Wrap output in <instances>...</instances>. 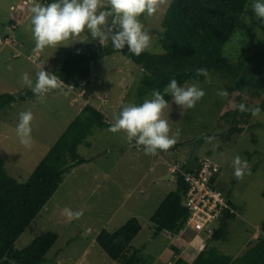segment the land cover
Here are the masks:
<instances>
[{
    "label": "rangeland",
    "instance_id": "rangeland-1",
    "mask_svg": "<svg viewBox=\"0 0 264 264\" xmlns=\"http://www.w3.org/2000/svg\"><path fill=\"white\" fill-rule=\"evenodd\" d=\"M38 2L48 4L45 0ZM170 2L166 0L152 16L140 17L151 36L148 50L153 53L163 52L157 38ZM105 4L107 7V0ZM29 7V0H0V36L14 38L12 44H0V93L22 95L19 101L0 110V155L5 159L7 172L20 182L27 181L87 102L100 109L110 119V125L89 135L86 139L89 146H79L76 155L90 161L66 172L58 190L16 241L15 248L23 249L38 234L53 231L58 234V240L40 264H110L112 261L97 243L96 236L103 229L114 231L131 217H137L142 228L133 239L131 250L141 252L142 258L150 261L148 264H157L156 261L168 255L173 240L167 232L156 233L150 217L176 187L175 175L173 179L160 178L165 171H172L171 163L184 162L193 154L199 158L211 157L220 165L219 187L224 193L230 190V198L239 209L237 218L227 221L228 238L212 240L209 245L237 257L251 246L250 242L255 244L264 233V111L253 117L250 112H240L237 106L243 103L259 107L261 93L247 85L231 90L230 82L215 72H210L203 82L189 79L183 86L195 83L206 95L194 108L184 110L171 98L168 108L163 110V117L171 128L169 135L179 146L146 155L143 146L131 145L135 140L126 141L123 131H109L114 114L118 115L123 105L142 104L145 99H152L153 92V89L140 92L143 67L120 52L100 60L87 84L70 90L68 95L63 94L67 88L55 90L46 94L45 102L41 103L22 85L24 73L35 82L38 65L50 73L65 60L69 51L79 52L93 41L86 30L76 38L83 42L69 39L68 46L38 49ZM11 20L17 22L16 27L11 28ZM255 31L261 40L263 32L258 27ZM240 36L241 30H237L226 43L225 52L226 48L231 53L241 52ZM109 42L105 41L104 45ZM98 44L101 45L99 41ZM218 92L227 95L221 96ZM28 110L34 116L30 148L24 147L15 133L19 113ZM232 128L235 131L231 140L223 143L219 136ZM177 129L179 135H176ZM206 135L212 138L210 142ZM219 146L223 150L219 151ZM236 155L256 169L235 181L232 160ZM64 208L83 210V215L69 221L62 214Z\"/></svg>",
    "mask_w": 264,
    "mask_h": 264
},
{
    "label": "trees",
    "instance_id": "trees-1",
    "mask_svg": "<svg viewBox=\"0 0 264 264\" xmlns=\"http://www.w3.org/2000/svg\"><path fill=\"white\" fill-rule=\"evenodd\" d=\"M45 2L52 3L55 0ZM255 2L256 0H171L162 19L161 34L157 38L162 53L146 49L140 56H135L129 53L127 46L123 50H115L111 41L106 45H99L97 40H93L79 52L69 51L65 60L51 69L50 74L57 75L65 84L81 87L85 82L87 84L92 75L91 62L95 67L106 56L120 52L143 67L140 92L159 89L163 94L164 88L172 79H176L180 86L189 79L203 82L206 77L197 76L195 70L207 69L208 74L215 72L230 82L231 90H238L246 85L254 87L261 93L259 108L264 111V20L254 14L252 5ZM16 23L11 20L9 25L13 28ZM255 27L263 32L261 40ZM237 30H241L238 38L239 43L242 42L241 52L231 53L227 48L225 52L226 43ZM21 96L9 92L0 93V110L19 101ZM171 98L170 94L165 95L167 101ZM109 125L110 119L94 104L87 102L25 182L18 181L7 172L5 159L0 155V264H40L45 260L46 254L58 240L56 232H42L20 250L15 248V243L58 190L66 172L76 165L90 161L76 155L79 146H89L87 137ZM233 130L235 131L232 128L222 132L220 140L223 143L230 141ZM200 145L201 143L198 144ZM178 146L176 143L172 147ZM218 149L223 150V146ZM200 162L201 158L193 154L184 162L171 163L179 165L180 170L173 173L176 176L175 189L168 193L150 217L156 233L163 231L180 234L188 218V210L183 201L189 184L185 181L184 172L198 169ZM255 169V166L250 168L251 171ZM214 180L213 176L211 181ZM220 184L219 182L215 188L221 190ZM224 195L228 203L239 212L230 198V190ZM262 196L264 197V188ZM237 216L235 213H226L211 233L205 232L206 246L194 257V248L190 250L177 244L173 247L174 252L168 253L171 256L162 258V264H264V233L255 244L250 242L251 246L237 257L221 253L216 247L209 245L212 240L228 238L227 221L236 219ZM141 228L139 219L131 217L114 231L103 229L98 233L97 243L111 259L110 264L150 262L148 258H142L138 250H131V243ZM262 230L264 232V221ZM183 236L191 239L192 233H185ZM186 242L189 243L190 240Z\"/></svg>",
    "mask_w": 264,
    "mask_h": 264
},
{
    "label": "clouds",
    "instance_id": "clouds-1",
    "mask_svg": "<svg viewBox=\"0 0 264 264\" xmlns=\"http://www.w3.org/2000/svg\"><path fill=\"white\" fill-rule=\"evenodd\" d=\"M165 2L166 0H107L106 7L105 0H55L48 4H42L38 0H29L30 22L36 47L44 49L61 45L68 46L66 42L69 39H73L74 42H83L85 40L76 38L87 30L91 38L98 40L101 45L110 40L115 50H123L127 46L129 53L140 56L151 43V36L144 29L140 17L142 15L152 16ZM252 9L257 17L264 20V2L256 0ZM195 74L207 78L208 71L207 69H196ZM35 75L36 79L33 82L29 74L24 73L20 82L23 86H27L41 103L45 102L46 94L52 91L67 88L68 91H64L63 94L68 95L70 90L77 88L74 84H65L57 75L46 72L44 67L39 65ZM169 94L172 101L182 110L194 108L197 102L206 95L205 91L195 83L180 86L176 79H172L164 88L163 94L156 89L152 92V99H145L142 104L123 105L119 114H114V123L109 131L113 133L123 131L126 141L131 143L135 140L137 146H143L146 155H156L158 151L169 150L176 143V139L169 135L171 131L169 122L163 117V110L169 106L165 95ZM218 95L223 96L227 93L218 92ZM237 107L240 112H250L253 117L258 116L261 111L259 107H249L243 103ZM33 118L30 110L20 112L19 122L15 129L20 143L26 148H30L33 142L31 135ZM176 135H179V129ZM206 139L209 142L212 140L211 137ZM232 167L233 175L237 180H242L246 174H251L248 162L242 160L239 155L233 158ZM62 214L71 221L79 219L83 215V210L73 211L64 208ZM235 214L238 215L239 212ZM186 233L191 232L187 230ZM168 235L177 239L184 237L173 233H168Z\"/></svg>",
    "mask_w": 264,
    "mask_h": 264
},
{
    "label": "built area",
    "instance_id": "built-area-1",
    "mask_svg": "<svg viewBox=\"0 0 264 264\" xmlns=\"http://www.w3.org/2000/svg\"><path fill=\"white\" fill-rule=\"evenodd\" d=\"M12 36H0V43L12 44ZM179 165H172V173L178 172ZM220 165L211 157L201 158L200 166L194 171L184 172L189 184L187 196L183 201L189 212L188 220L180 235L189 230L192 238L189 244L201 250L205 245L204 233H211L213 227L226 213H237L225 198L222 190L215 188L220 182ZM214 181H211L212 177Z\"/></svg>",
    "mask_w": 264,
    "mask_h": 264
},
{
    "label": "crops",
    "instance_id": "crops-1",
    "mask_svg": "<svg viewBox=\"0 0 264 264\" xmlns=\"http://www.w3.org/2000/svg\"><path fill=\"white\" fill-rule=\"evenodd\" d=\"M133 144V146H137L136 145V143H131V145ZM137 147H139V146H137ZM169 174H172V176H169ZM173 173H171V171L170 170H167V171H165V173L163 174V176L160 178V180H164V179H173ZM172 245H171V247L170 248H168V253H173L174 252V246H176L177 244H180V245H184V246H186V248H188V249H192V248H194V252H193V254H192V257H194L199 251L193 246V245H191V244H189V243H187L186 241H184L183 239H174V238H172ZM157 262V264H162V259H160V260H158V261H156Z\"/></svg>",
    "mask_w": 264,
    "mask_h": 264
},
{
    "label": "water",
    "instance_id": "water-1",
    "mask_svg": "<svg viewBox=\"0 0 264 264\" xmlns=\"http://www.w3.org/2000/svg\"><path fill=\"white\" fill-rule=\"evenodd\" d=\"M94 64L91 62V74H93ZM169 176H172V174H169Z\"/></svg>",
    "mask_w": 264,
    "mask_h": 264
}]
</instances>
